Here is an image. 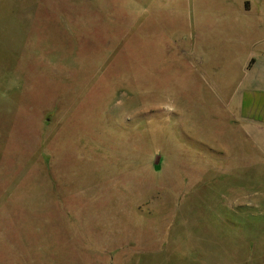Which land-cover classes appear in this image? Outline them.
Segmentation results:
<instances>
[{"label":"rangeland","instance_id":"374dc122","mask_svg":"<svg viewBox=\"0 0 264 264\" xmlns=\"http://www.w3.org/2000/svg\"><path fill=\"white\" fill-rule=\"evenodd\" d=\"M263 53L264 0H0V264H264Z\"/></svg>","mask_w":264,"mask_h":264},{"label":"crops","instance_id":"0c3cea01","mask_svg":"<svg viewBox=\"0 0 264 264\" xmlns=\"http://www.w3.org/2000/svg\"><path fill=\"white\" fill-rule=\"evenodd\" d=\"M237 93L239 122L264 127V53L251 59Z\"/></svg>","mask_w":264,"mask_h":264},{"label":"trees","instance_id":"16d2710c","mask_svg":"<svg viewBox=\"0 0 264 264\" xmlns=\"http://www.w3.org/2000/svg\"><path fill=\"white\" fill-rule=\"evenodd\" d=\"M250 63H251V60L249 61V64H248V66L250 65Z\"/></svg>","mask_w":264,"mask_h":264}]
</instances>
